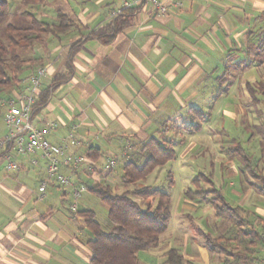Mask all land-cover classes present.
Masks as SVG:
<instances>
[{"label":"crops","instance_id":"1","mask_svg":"<svg viewBox=\"0 0 264 264\" xmlns=\"http://www.w3.org/2000/svg\"><path fill=\"white\" fill-rule=\"evenodd\" d=\"M99 1L97 9L90 5L91 0L65 1L68 6L63 12L76 27L50 36L52 43L35 51L39 65H33L19 78L7 99L24 93L23 80L38 68H45L34 99L32 124L39 129L57 124L46 135L52 145L75 127L79 144L71 143V158H86L85 152L94 147L115 164L107 168L106 162L99 167L96 163L100 158H86L76 168L62 166L61 172L73 185L87 188L75 199L69 188L45 181L46 163L39 151L14 155L17 168L8 172L4 154L13 155L14 145L0 149V264H90L86 243L92 235L85 227L82 212H93L96 220L92 202L99 197L89 188L107 186L114 175L116 157L119 155L125 162L152 137L170 141L174 151L176 146H185L183 160L194 162L201 172L196 185L192 184L194 179L186 177L192 187L183 189V194L199 187L218 190L241 215L253 219L256 230L264 235V196L248 186L235 159H197L207 154L210 143L206 144V140L221 141L219 128L210 129L204 122L202 125L209 129L206 140L184 130L190 123V107H195L203 93L202 85L214 80L221 63L231 61L224 53L237 44L247 49L249 38L258 35L260 29L264 31L263 24H258L259 20L264 23V0H164L169 7L164 15H156L142 5L123 9V4L131 0ZM115 10L132 11L126 13L130 17L124 28L113 36L107 30L101 38L90 34L112 22L118 15L110 17ZM55 15L56 10L54 21ZM260 60L258 65L264 66V56ZM42 94L46 98L39 102ZM3 114L2 108V119ZM6 133V127L3 132L0 129V138ZM198 147L200 151L192 154ZM119 178L108 185L114 193L129 190ZM44 182L45 189L40 192ZM178 203L177 229L167 232L170 218L159 241L176 233L171 239L186 262L209 264V252L216 250L209 249L200 233L224 239L220 238V230H228L229 222L217 217L213 207L201 199L183 195ZM251 208L254 212L247 210ZM157 246L141 260L138 257L139 264H161L162 255L176 248ZM253 259V264H264V252L261 256L254 254Z\"/></svg>","mask_w":264,"mask_h":264},{"label":"trees","instance_id":"2","mask_svg":"<svg viewBox=\"0 0 264 264\" xmlns=\"http://www.w3.org/2000/svg\"><path fill=\"white\" fill-rule=\"evenodd\" d=\"M11 8L12 5L9 0H0V27H4L5 40L7 41L5 44L0 40V93H8L4 101L8 98L10 90L18 85L19 73L24 66V61L16 50L30 47L42 35L55 37L59 33H66L71 27H76L74 21L61 10H56L54 23L53 21L40 20L32 13L25 11L22 17L25 19L29 16V24L26 21L21 25L13 24L8 22ZM126 13L132 14V11L120 12L103 29L95 28L90 34L101 38L107 30L112 32L111 36H113L116 31L127 25L130 15H126ZM262 45H264V41L257 45V50L260 51L256 54L260 59L264 55V46ZM8 55L9 58H7ZM250 66L247 64L244 67L249 68ZM226 74L227 72H225ZM225 75L222 76V79ZM262 82L260 81L258 84L261 85L264 93V83ZM247 90L253 106L263 102L257 95L256 92L258 91L255 87L248 86ZM45 98L46 95L42 94L39 102H43ZM262 104L264 105V103ZM189 112L190 123L184 126V130L192 135L201 130L202 124L207 121V114L192 106ZM257 129L264 133V124ZM85 156L90 160H97L100 158L101 152L98 148L92 147L85 152ZM174 158L175 151L170 141H160L152 137L142 143L139 152L136 155L132 154L122 166V183L133 187L132 190L114 193L111 186L108 185H96L89 188V191L98 196L107 206V220L110 223L109 229L103 230L95 220L93 212H82L86 217L85 227L92 235V238L86 243L91 253L90 264H139L138 253L158 245L159 237L168 228L170 200L163 190L139 186L138 182ZM251 171L248 172L253 178V182L246 176L248 186L256 193L264 196L263 173L260 172L256 175ZM199 180V176H197L192 184L196 185ZM255 180L257 181L255 182ZM184 195L191 200L201 199L209 203L217 217L224 218L229 222L235 236L240 237L245 251L250 254L233 253L234 251L229 247L231 244L230 237L217 239L201 232L200 235L204 237L211 251L216 250L226 256H231L235 262L242 258L245 264H253L254 254L261 256L257 251L261 247L264 252V235L256 230L252 223L253 219L250 220L241 215L238 208L228 203L218 190L212 187L204 190L199 187L196 191L187 189ZM135 198L141 199L142 204ZM162 257L161 264H191L183 259L180 250L177 248L168 249Z\"/></svg>","mask_w":264,"mask_h":264},{"label":"rangeland","instance_id":"3","mask_svg":"<svg viewBox=\"0 0 264 264\" xmlns=\"http://www.w3.org/2000/svg\"><path fill=\"white\" fill-rule=\"evenodd\" d=\"M9 1L11 2L12 8L8 22L17 25H21L24 21L29 24L30 17L27 16L25 19L22 17V14L25 11L32 13L40 20L53 21L54 23V11L57 9L65 11L68 6L65 3V1L68 0ZM97 2L100 1L91 0L90 5L97 9L98 6L95 5ZM258 24H263L264 27V23H262V21L259 20ZM257 34L258 35L249 38L251 41H249L247 49H241V45L237 44L232 47L231 50L224 53L223 56L226 58H232L231 61L227 64L221 63L219 71H215L216 74L214 75V80L212 79L211 81H208V83L202 85L203 93H200L195 105V108L200 109L207 114V124L210 129L217 130L216 128H219V135L221 137L220 142L212 143L210 140H206L209 129H207L205 125H202L200 132L197 134L195 133V135L196 137L201 136L202 139L206 140V144L210 143V147L207 149V154L204 155V157H198L197 159H209V157L211 159H235V161H233L238 169L252 182L253 178L250 176L248 171L252 170L256 175H258L262 172V168H264V133H261L257 129V127L264 124V105L262 104L264 103V93L262 92L263 89L261 88V85L258 84L260 81H263L262 83H264V66L258 65L260 63V58L256 54V52L260 51L257 50V45L264 41V31H261L260 29ZM0 40L7 44V41L5 40L4 27H0ZM50 43H52V38L50 36L42 35L39 37V40L33 42L30 47L22 49L18 48L16 50L17 54H19L24 61V66L22 67L21 73H19V78L30 72L34 66L39 65L40 62L36 58L35 51L40 49L42 45ZM247 52H251V55H248ZM7 58H9V55ZM251 58L253 60H251ZM247 64L253 66L250 68L244 67ZM245 68L246 70H244ZM225 72H227L226 75ZM224 75L225 77L222 79V76ZM248 86H253L257 89L258 92L256 93L263 101L261 104L253 106L251 103V97L247 90ZM7 95L8 93H0V129L2 132L5 130V127L1 117V103H3ZM184 147L185 146L180 145L176 146L174 160L166 163L164 166L156 168L144 180L138 182L139 186H149L151 188L160 189L168 195L170 200L171 216L168 228L169 230L167 231L169 233L175 231L178 226L177 223L180 222L177 215L178 211H180V203L178 202L181 196L184 195L182 190L187 187H192L186 182V177H189V180H192L195 179L199 173H201L199 169H197L194 162L191 163L190 161L183 160L181 152ZM198 151H200L199 147L191 153H198ZM116 158V165L112 168L114 175L109 178V182L107 183L108 185L119 181V177L122 174L124 161L119 157V155ZM106 162L107 159H105V156L102 155L100 159H98L96 165L99 167L102 165V167H104ZM240 177L238 179H240ZM256 181L257 180H255V182ZM138 184H135V186H138ZM126 188L129 190L133 189L131 186H125V189ZM225 189L226 188L223 187L224 191H226ZM223 190H221V192ZM99 199L100 198H97L92 202V208H94L96 213V221H98L103 230H107V226L110 225L107 220V206ZM135 199L142 204L141 199ZM247 210L254 212L253 208ZM227 228L228 230H220V234L218 233L221 236L220 238L230 237L231 244L229 247H231V250L234 251L233 253L248 254L244 249V245L241 242L240 237L235 236L231 227L229 228L228 226ZM175 235L176 233L172 236L169 235V238L166 240H160L157 246L158 249H161L166 244L170 247L178 248V245L175 244V240L171 239L174 238ZM152 249L154 248L139 252V259L141 260L142 257L145 256V253ZM257 252L260 255H263L261 247ZM209 260V264H245L242 258L235 262L233 257L226 256L218 251L209 252Z\"/></svg>","mask_w":264,"mask_h":264},{"label":"built area","instance_id":"4","mask_svg":"<svg viewBox=\"0 0 264 264\" xmlns=\"http://www.w3.org/2000/svg\"><path fill=\"white\" fill-rule=\"evenodd\" d=\"M174 4H178L174 1ZM147 6L156 15H164L168 12V4L164 0H131L123 4V9H130L139 6ZM121 10H115L110 13V17H115ZM45 68H38L34 73L30 74L23 80L24 93L16 98H9L3 101L1 107L4 109L3 123L7 129V133L0 138V149L13 144L14 154H4L6 161V171H13L17 168L14 161L15 156L32 154L35 151L41 153V158L46 163V180L57 183L61 188H69L71 196L77 199L83 192L87 191L85 186H75L61 172V167L76 168L86 162L84 156H76L71 158L68 150L71 143L78 145L79 142L75 137V127L60 139L57 145H52L47 139L46 135L54 129L57 124L52 123L43 129L36 128L32 124V113L34 99L37 91L40 88L42 77L45 75ZM35 164V162H34ZM114 160L107 161V168L114 165ZM45 189V182L41 184L39 190L43 192ZM42 198V195L39 197ZM72 210H75L72 207Z\"/></svg>","mask_w":264,"mask_h":264}]
</instances>
